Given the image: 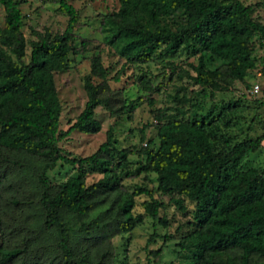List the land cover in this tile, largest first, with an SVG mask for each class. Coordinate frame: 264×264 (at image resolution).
Wrapping results in <instances>:
<instances>
[{
	"label": "trees",
	"instance_id": "trees-1",
	"mask_svg": "<svg viewBox=\"0 0 264 264\" xmlns=\"http://www.w3.org/2000/svg\"><path fill=\"white\" fill-rule=\"evenodd\" d=\"M117 1L118 8L108 19L118 54L134 63L145 62L160 47L166 53L182 47L190 49L198 56L194 75L189 77L209 93L221 88L220 81H243L247 71L255 67L250 55L253 36L264 49V22L253 19L251 8L240 0ZM20 2L0 0L4 12L0 28V149L12 154L13 163H24L22 159L40 161L32 181L40 211L38 228L53 229L56 238L51 250L39 243L46 248L42 255L28 248L27 240L21 246L0 245V264H105L108 250L103 243L110 235L100 230L103 217L113 210L114 232H129L141 220L140 215L131 213L133 196L143 194L148 200H143L141 207L149 217L156 218L160 204L152 197L154 190L193 203L192 228L182 238L191 241L192 251L182 264H263L264 170L254 166L239 170L238 165L243 156L261 147L264 132L233 144L226 139L217 143L209 125L220 118V107L212 115L193 111L190 119L158 123V146L144 149L143 160L137 161L133 170L127 168L126 151L116 148L108 131L89 155L63 152L57 141L70 132L93 134L99 130L94 109L105 105L106 99L99 97L100 86L92 84L90 76L104 79L106 69L98 57L91 58L83 82L87 96L83 108L68 128L60 131L53 72L66 67L76 11L59 0L58 9L67 16L63 31L30 40L25 62ZM259 62L264 75V52ZM58 161L73 167L75 173L52 185L47 171ZM88 172L102 176L86 184ZM146 172L156 174L154 189L143 185H136L130 192L119 189L121 173L129 176ZM109 193H115L111 202L115 207H106L101 215L84 220L103 200L99 196ZM65 216L80 222L73 227L66 223ZM74 229L83 240L80 246L69 241ZM179 245L183 247L182 242Z\"/></svg>",
	"mask_w": 264,
	"mask_h": 264
},
{
	"label": "rangeland",
	"instance_id": "rangeland-1",
	"mask_svg": "<svg viewBox=\"0 0 264 264\" xmlns=\"http://www.w3.org/2000/svg\"><path fill=\"white\" fill-rule=\"evenodd\" d=\"M19 9L23 15L21 34L25 40V62L29 54V41L38 35L59 34L63 31L67 16L61 12L59 0H20ZM251 8V17L264 22V0H240ZM76 11V22L72 29L71 49L67 55L66 67L53 72V81L60 105L58 129L64 131L83 108L87 98L83 88L84 77L89 74L92 57H98L106 69L104 79L90 76L92 84L100 86L99 97L106 99L105 105L96 106L94 118L100 128L96 133L70 132L57 141V146L71 156L83 157L96 150L106 138L107 131L115 141L117 149L126 151L127 168L133 170L137 161L143 160V150L158 146L156 126L171 120H186L193 111L200 114H214L220 107L221 116L210 122L211 134L217 143L226 139L229 144L240 142L246 137H255L264 132V101L252 99L248 89L255 79V71L261 67L260 57L264 52L256 36L251 39L250 55L255 67L248 70L243 81H220L219 90L199 87L189 76L194 75L198 54L190 49L180 48L166 53L161 47L145 62H126L118 54V44L108 16L114 13L117 0H65ZM4 12L0 5V28ZM262 74V72H261ZM142 79L143 81H140ZM264 94V75L258 78ZM229 106H228V105ZM226 121V122H225ZM210 131V130H209ZM210 131V132H211ZM257 150L243 156L238 169L250 166L264 170V139ZM12 154L0 149V245H20L28 242L36 254L51 250L56 238L53 229L38 228L40 211L35 202L33 174L40 161L26 159L24 163L11 162ZM75 173L73 167L57 162L47 171L50 184L63 181ZM102 174L88 172L85 183L90 184ZM119 189L130 192L136 185L149 189L156 187L154 172L130 174L121 173ZM95 209L87 213L84 220L101 215L106 207L112 206L115 193L100 195ZM152 197L159 202L157 217H149L140 203L148 198L133 196L131 213L141 216L140 222L127 233H116L113 228V210L103 217L102 233L110 235L107 244L105 264H182L191 256V241L182 238L192 228L193 203L176 194L153 191ZM16 200L17 203H13ZM177 201V202H176ZM73 227L79 224L76 217H64ZM103 234V235H104ZM36 239V240H35ZM69 241L80 246L83 243L78 232H70ZM182 242L180 247L179 243ZM53 253V252H52ZM51 253V254H52ZM264 264V260H261Z\"/></svg>",
	"mask_w": 264,
	"mask_h": 264
},
{
	"label": "built area",
	"instance_id": "built-area-1",
	"mask_svg": "<svg viewBox=\"0 0 264 264\" xmlns=\"http://www.w3.org/2000/svg\"><path fill=\"white\" fill-rule=\"evenodd\" d=\"M262 74H261V67H259L256 71H255V79H253L251 82H250V86H249V89H248V92L250 94V96L252 98H258V99H262L264 100V94L261 92L260 90V83L258 81V78L261 77Z\"/></svg>",
	"mask_w": 264,
	"mask_h": 264
},
{
	"label": "crops",
	"instance_id": "crops-1",
	"mask_svg": "<svg viewBox=\"0 0 264 264\" xmlns=\"http://www.w3.org/2000/svg\"><path fill=\"white\" fill-rule=\"evenodd\" d=\"M261 145H262V143H261Z\"/></svg>",
	"mask_w": 264,
	"mask_h": 264
}]
</instances>
